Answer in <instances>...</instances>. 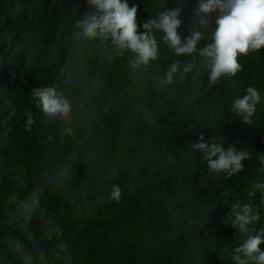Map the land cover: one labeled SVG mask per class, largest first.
I'll return each instance as SVG.
<instances>
[{
	"label": "trees",
	"instance_id": "obj_1",
	"mask_svg": "<svg viewBox=\"0 0 264 264\" xmlns=\"http://www.w3.org/2000/svg\"><path fill=\"white\" fill-rule=\"evenodd\" d=\"M128 2L138 8L141 31L166 6L182 9V38L196 27L198 0ZM17 4L23 12L14 16ZM89 10L87 0H0V264H23L17 241L36 264H234L246 234L231 225L232 205L251 204L260 218L250 230L264 228V189L248 195L264 183V47L241 55L242 70L211 89L209 73L197 77L194 70L161 91L156 85L170 64L190 57L161 43L159 59L142 73L129 67L128 55L109 61L94 45L74 57L73 22ZM211 31L198 48L211 42ZM68 59L72 79H58ZM52 84L73 102L74 137L45 123L35 107L32 90ZM249 86L262 97L251 125L231 111ZM27 112L35 121L30 132ZM201 133L225 149L250 151L243 170L210 175L203 153L191 149ZM73 156L70 181L49 184L45 177ZM113 185L121 189L119 202L109 199ZM37 186L43 219L38 214L27 226L40 246L34 248L16 207ZM53 225L58 230L49 236ZM61 242L67 251L57 256Z\"/></svg>",
	"mask_w": 264,
	"mask_h": 264
},
{
	"label": "clouds",
	"instance_id": "obj_2",
	"mask_svg": "<svg viewBox=\"0 0 264 264\" xmlns=\"http://www.w3.org/2000/svg\"><path fill=\"white\" fill-rule=\"evenodd\" d=\"M87 4L90 10L82 17L75 18L73 22L72 55L82 58L89 46L94 45L109 61L128 55L129 67L142 73L159 59L160 46L163 43L175 55L190 57V61H185L183 66L179 60L170 64L164 77L157 82L156 86L161 91L177 80L182 82L194 70L197 77L204 72L209 73L208 89H211L222 77L231 79L242 70L243 66L238 62L241 55L248 56L264 47V0H198L193 9L197 18L196 27L190 29L191 34L184 38L178 32L182 24L179 19L182 11L180 7H163L155 18L143 23L141 31L137 17L138 8L135 5L129 6L128 0H87ZM22 12L23 6L17 4L14 16H19ZM213 13H218L215 27L210 23ZM209 30H212L211 42L198 48V42L205 39V33ZM197 56L202 58L203 63H197ZM26 67L29 68V65L26 64ZM72 72V59H68L59 68L58 79L71 80ZM83 83L87 86L88 78H85ZM31 96L45 123L62 125V136L76 135L73 128L76 118L73 102L57 84L38 86L32 90ZM261 100L260 92L249 86L246 94L233 100L231 111L251 125ZM14 114L15 109L9 113V118ZM25 115V130L30 132L35 123L33 114L27 112ZM52 139V136L47 137L49 141ZM191 149L203 153L210 175L219 176L223 173L231 177L243 170L244 160L251 158L250 151L246 149L237 151L232 146L225 149L222 142H206L203 133L200 134L198 142L191 145ZM74 158L73 156L61 164L58 172L46 176L48 183L70 181L71 160ZM252 187L253 190L248 192L249 196H254L256 189H264V183L256 182ZM121 195L120 187L113 185L109 199L119 202ZM41 198L42 187L37 186L25 199L17 202L16 207V218L21 221L20 226L25 230L26 238L32 242L34 248L40 246L27 231V226L38 214L43 219V213L40 212ZM11 200L16 202V195H13ZM231 212L234 215L231 225L241 234H246L243 243L234 249L232 261L234 264H264V249L261 248V245H264V228L259 232L249 228L259 220V212L254 211L251 204L241 205L239 201L232 205ZM47 230L51 236L58 227L53 225ZM57 247V256L67 251V245L62 242ZM14 251L23 264H36L33 256L19 241L15 242ZM39 255H44L43 249H40Z\"/></svg>",
	"mask_w": 264,
	"mask_h": 264
}]
</instances>
